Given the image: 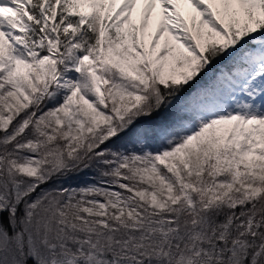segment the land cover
Masks as SVG:
<instances>
[{"label":"snow or ice","instance_id":"6c2138e0","mask_svg":"<svg viewBox=\"0 0 264 264\" xmlns=\"http://www.w3.org/2000/svg\"><path fill=\"white\" fill-rule=\"evenodd\" d=\"M0 264H264V0H0Z\"/></svg>","mask_w":264,"mask_h":264}]
</instances>
